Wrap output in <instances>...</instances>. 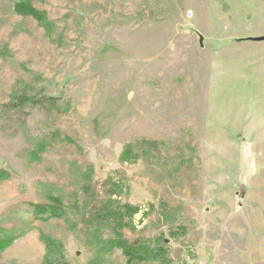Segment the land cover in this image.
<instances>
[{
	"label": "rangeland",
	"instance_id": "1",
	"mask_svg": "<svg viewBox=\"0 0 264 264\" xmlns=\"http://www.w3.org/2000/svg\"><path fill=\"white\" fill-rule=\"evenodd\" d=\"M14 2L0 0V228L61 196L67 215L37 224L87 264L81 184L112 178L177 264H264V0H37L50 32ZM21 95L66 110L17 108ZM44 255L34 230L0 263ZM123 263L120 250L104 262Z\"/></svg>",
	"mask_w": 264,
	"mask_h": 264
},
{
	"label": "trees",
	"instance_id": "2",
	"mask_svg": "<svg viewBox=\"0 0 264 264\" xmlns=\"http://www.w3.org/2000/svg\"><path fill=\"white\" fill-rule=\"evenodd\" d=\"M36 1L15 0L14 11L21 16H29L37 20L50 32L54 22L49 19L46 10L35 5ZM58 102L59 100L54 97L31 102L27 95H21L14 102V106L23 108L27 103H32L52 115L66 110L60 108ZM144 144L145 142L141 141L128 144L121 153V159L137 160L140 151L144 150ZM10 176L9 171L0 168V180L9 179ZM81 190L86 196L81 201L84 204L83 217L86 230L90 236L89 241L96 249L94 258L87 264H104L106 257L116 250H120L123 254V264H177L172 254V246L162 231L154 235H145L144 229H138L139 224L147 216V209L122 200L120 183L107 178L100 187L93 186V182L86 176L81 184ZM48 199L49 201L45 203L29 202L31 216L23 226L8 225L0 228V258L17 239L36 230L45 246V255L40 264H70L63 255L62 243L48 235L37 224L38 221L67 215L66 203L61 196L50 195ZM73 203L79 205V199H74ZM166 218L169 219L168 216ZM180 230L181 233L184 232L185 227L181 225L174 227L170 230V234L176 238Z\"/></svg>",
	"mask_w": 264,
	"mask_h": 264
},
{
	"label": "water",
	"instance_id": "3",
	"mask_svg": "<svg viewBox=\"0 0 264 264\" xmlns=\"http://www.w3.org/2000/svg\"><path fill=\"white\" fill-rule=\"evenodd\" d=\"M261 39H264V37H262Z\"/></svg>",
	"mask_w": 264,
	"mask_h": 264
}]
</instances>
